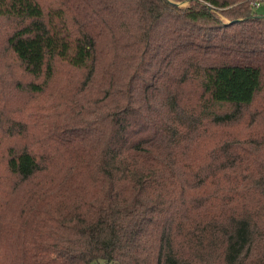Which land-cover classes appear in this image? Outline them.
<instances>
[{"label":"trees","instance_id":"trees-1","mask_svg":"<svg viewBox=\"0 0 264 264\" xmlns=\"http://www.w3.org/2000/svg\"><path fill=\"white\" fill-rule=\"evenodd\" d=\"M257 4L0 0V264H264Z\"/></svg>","mask_w":264,"mask_h":264},{"label":"rangeland","instance_id":"rangeland-1","mask_svg":"<svg viewBox=\"0 0 264 264\" xmlns=\"http://www.w3.org/2000/svg\"><path fill=\"white\" fill-rule=\"evenodd\" d=\"M179 5L180 6H186L187 3H180ZM255 9H256V12L258 13V15L264 17V4L256 5ZM221 18L224 21H227L224 16H222ZM50 104H51V99L48 97L42 98L41 102L39 103V106L41 107L42 112H43V116H45V113H48L47 111L50 108ZM49 112H51V111H49ZM11 118H12V113H3V112L0 113V121L2 124L10 123ZM254 119H255V114L249 112L248 116L244 115V118H242V120L240 122H237L236 124H233L231 126L218 127L217 129L214 128L210 132L214 133V136L217 135L218 138L219 137H225V140L230 141V142L233 140L242 139L245 137V136H243V134H245L246 130H249V127H252L251 122ZM211 145H213V144H211ZM209 148H211V147H209ZM230 154H231V152H230ZM216 161H220V159L218 158ZM98 264H106V263L100 262Z\"/></svg>","mask_w":264,"mask_h":264},{"label":"built area","instance_id":"built-area-1","mask_svg":"<svg viewBox=\"0 0 264 264\" xmlns=\"http://www.w3.org/2000/svg\"><path fill=\"white\" fill-rule=\"evenodd\" d=\"M258 5V4H257Z\"/></svg>","mask_w":264,"mask_h":264}]
</instances>
